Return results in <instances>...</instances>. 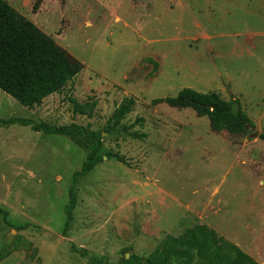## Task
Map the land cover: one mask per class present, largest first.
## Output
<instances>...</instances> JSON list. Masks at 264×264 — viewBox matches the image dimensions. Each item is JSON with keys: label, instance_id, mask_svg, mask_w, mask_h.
I'll use <instances>...</instances> for the list:
<instances>
[{"label": "rangeland", "instance_id": "rangeland-1", "mask_svg": "<svg viewBox=\"0 0 264 264\" xmlns=\"http://www.w3.org/2000/svg\"><path fill=\"white\" fill-rule=\"evenodd\" d=\"M7 1L84 68L38 113L0 92V117L102 131L104 157L75 180L86 135L0 127V264H62L71 243L108 264L146 257L170 234L158 229L161 216L174 236L221 218L264 251V166L251 149L264 145V0H43L35 13L36 0ZM184 87L239 100L254 127L218 133L193 108L152 104ZM129 98L133 110L108 134ZM72 100L95 101L92 115L75 113ZM71 188L78 204L65 237Z\"/></svg>", "mask_w": 264, "mask_h": 264}, {"label": "trees", "instance_id": "trees-1", "mask_svg": "<svg viewBox=\"0 0 264 264\" xmlns=\"http://www.w3.org/2000/svg\"><path fill=\"white\" fill-rule=\"evenodd\" d=\"M43 0H36L33 5L37 12ZM153 64L156 71L159 63L151 58H144ZM84 68V64L68 50L59 45L55 39L39 28L31 19L19 12L7 0H0V89L22 105L33 109L43 103L53 93L61 92ZM152 73V72H151ZM75 113L92 115L96 102L79 103L72 100ZM166 103L176 108H193L198 116H208L210 127L214 132L227 131L241 134L254 127L249 115L239 100L227 101L215 91L200 92L190 87L182 88L176 96L159 97L152 100L153 105ZM135 99L123 100L108 119L106 132L115 134L117 127L125 116L133 110ZM137 118L132 125L143 122ZM19 123L30 126L34 131H43L55 135L84 134L89 138L86 144L87 156L74 179L90 173L103 159V132L89 127L71 123L53 125L46 121L36 122L30 118L0 117V127ZM134 137L144 134L133 132ZM259 137L264 140V132ZM106 157L115 158L126 164L118 152H106ZM78 198L71 188L69 202L65 206L66 221L62 234L68 237L74 221V210ZM4 219L8 212L0 208ZM71 250L81 257H88V252L72 243ZM128 252V251H127ZM1 258V257H0ZM90 263H104L105 256L92 255ZM121 264H260L249 253L235 243L227 240L207 224H196L178 235H167L163 241L146 257L130 254Z\"/></svg>", "mask_w": 264, "mask_h": 264}, {"label": "crops", "instance_id": "crops-1", "mask_svg": "<svg viewBox=\"0 0 264 264\" xmlns=\"http://www.w3.org/2000/svg\"><path fill=\"white\" fill-rule=\"evenodd\" d=\"M0 92L2 93L1 96L4 97V95H5L4 92L1 91V90H0ZM55 95H56V93H53V94L49 95L48 97H46L44 99L43 103L41 105H39V106H35L33 108V110L36 111V113L41 112L42 111L41 107L43 106L44 102L48 101V99L53 98ZM0 104H1V101H0ZM251 149L254 150V152L256 153V155H253L254 156L253 159L256 162V163L255 162L254 163L256 164V166L257 165L264 166V145H258V146L254 147V148H251ZM261 182H263V180ZM169 222L170 221L167 218V216H161L159 226H157L158 229L161 232L162 231H167V232H170V234H171V231H170L171 229L168 228ZM218 223L220 224V230L217 228V226L219 224L212 223V222H211V224H207V223H204V224H207L209 227L215 229L217 232L219 230L220 232H218V233L219 234L221 233L220 235H222L224 237L226 236L225 237L226 239L228 238V239L232 240L236 245H238L240 248H242L245 252L249 253L252 257H254L256 260H258L260 263L264 264V251H261V249L259 247H257L256 245L252 244L250 241L243 240L240 237V235H241L240 234V232H241L240 230L241 229L234 230L235 232L226 230L225 223L223 222V220L221 218H219ZM177 226L179 227V225H177ZM191 226L187 225V226H184V228L187 229V228H189ZM178 227H176V228H178ZM170 234H167V235H170ZM78 247H82L85 250H87V252H88V248H87L86 245L80 244V245H78ZM75 253L76 252L72 251L71 248H70V252H68V254H66V257H62L61 258L62 264H92V263H90L88 257H81L79 253H78L79 255L76 253L77 254V256H76ZM54 256H59V253H54ZM95 256H97V255H95ZM101 256H104V254H102ZM101 256H98V257H101ZM96 264H104V263H96Z\"/></svg>", "mask_w": 264, "mask_h": 264}, {"label": "water", "instance_id": "water-1", "mask_svg": "<svg viewBox=\"0 0 264 264\" xmlns=\"http://www.w3.org/2000/svg\"><path fill=\"white\" fill-rule=\"evenodd\" d=\"M254 134H255V136H258V134H259V131H256ZM105 157H106V156H105Z\"/></svg>", "mask_w": 264, "mask_h": 264}]
</instances>
